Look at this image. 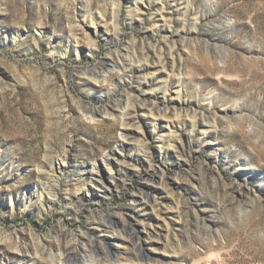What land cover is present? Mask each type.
<instances>
[{"label": "rangeland", "instance_id": "rangeland-1", "mask_svg": "<svg viewBox=\"0 0 264 264\" xmlns=\"http://www.w3.org/2000/svg\"><path fill=\"white\" fill-rule=\"evenodd\" d=\"M60 258L264 264V0H0V264Z\"/></svg>", "mask_w": 264, "mask_h": 264}, {"label": "bare ground", "instance_id": "bare-ground-1", "mask_svg": "<svg viewBox=\"0 0 264 264\" xmlns=\"http://www.w3.org/2000/svg\"><path fill=\"white\" fill-rule=\"evenodd\" d=\"M188 2L189 3H191V0H188ZM140 6H142V5H140ZM140 6H137V9H140ZM164 9V6H162V8H161V10H163ZM161 16H163L162 14H161ZM176 60L174 59L173 60V62H172V69H169L170 70V72H169V74L171 73L172 75H173V71H175V67H176ZM159 65H161V68L162 69H164V70H167L168 69V65H167V63H165V61L164 60H162V58H160L159 59ZM127 67V65L125 64H123V67H122V69L123 70H125L126 71V68ZM128 68V67H127ZM133 68L134 67H131V70H133ZM145 69H148V67H146V65L143 67V70H145ZM133 71H136L135 69L133 70ZM139 72H140V70H139ZM168 74V75H169ZM181 81H182V79H180L179 80V82H180V85H179V87H180V89H179V94H178V96H181V94H180V91L182 90V83H181ZM128 100V99H127ZM126 100V101H127ZM169 101V100H168ZM130 103H131V101H130V99L127 101V104H126V109H127V107H129L130 106ZM144 106H149L148 107V111L150 112V114H155V115H157L158 117H161V115L162 116H168V110H170V109H172V110H174L175 111V113H176V110L178 109L179 110V108H182L183 107V103H175V102H171V101H169V102H167V105H166V107L164 108V109H162V110H156V107H155V105L153 104V103H151L152 105H149V103H142ZM184 108V107H183ZM106 114H110V113H108L107 111L105 112ZM177 116L179 117V116H181V115H178V113H177ZM172 124L173 125H176V121H172ZM197 123L194 121L193 122V125H196ZM117 159H120V158H117ZM64 163V161H63V157H62V159H61V161H59L58 162V165H55V166H53L52 168H51V173H50V176L51 175H54V174H56V172L58 171V170H61L62 171V167H61V165H63V163ZM112 163V160L108 157V159L106 160V166H108V165H110ZM113 166V165H112ZM111 167V166H110ZM109 166H108V170L110 171L111 170V168H110ZM60 171V172H61ZM97 173H99V175H95L94 176V173H92V177L94 176V178L97 180V181H101L102 180V182L104 181L105 182V180L103 179V177H102V175H100V173H102V171H97ZM92 181V180H91ZM37 254V253H36ZM59 263L60 264H73V263H69L67 260H64L63 258H60V260H59ZM78 263V262H77Z\"/></svg>", "mask_w": 264, "mask_h": 264}]
</instances>
